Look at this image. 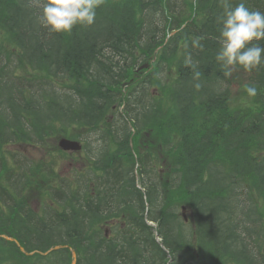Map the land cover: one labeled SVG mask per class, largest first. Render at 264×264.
I'll return each mask as SVG.
<instances>
[{"label": "trees", "instance_id": "16d2710c", "mask_svg": "<svg viewBox=\"0 0 264 264\" xmlns=\"http://www.w3.org/2000/svg\"><path fill=\"white\" fill-rule=\"evenodd\" d=\"M260 1L244 3L251 10L263 11L257 6ZM239 2L231 0L233 6ZM41 6L31 0H0V29L5 32L4 42L18 47L16 63L26 62L47 75L66 71L79 81L86 75L95 79L91 82L94 86L116 85L119 77H129L134 63L128 61L129 70L122 60L109 58L108 63V58L102 57L104 46L111 54L131 58L139 55L137 51L151 54L162 43L155 28L143 25L152 21L161 0H103L92 26L77 25L69 33L44 27ZM222 10L220 0L199 1L202 34L207 36L203 50L195 56L194 67L188 70L190 66L183 64L172 88L170 115L163 114L164 121H159L160 143L166 149L169 167L163 177L167 188L161 203L155 187L147 184L148 197L158 209L156 216L173 257L171 264H264V63L254 68L248 79L258 89L251 104L230 106L228 88L223 87L229 76L216 60L220 48L217 18ZM144 34L148 40L142 44ZM4 67L0 66V72ZM22 94L19 98L17 92L10 103L17 128L15 141L48 145L49 139L63 131L58 122L61 116L54 111L35 112L38 99ZM41 97L51 108L63 105L52 92ZM91 118L98 119L96 115ZM155 122L149 124L154 127ZM8 173L5 160L0 182L9 180ZM53 173L45 160L32 166L26 162L17 165L15 205L10 210L0 205V233L17 237L28 250L68 244L77 251V264H167V254L157 244L149 242V247L146 242L129 241L126 252H118L114 243L104 245L93 233L104 220L100 205L76 207L71 194L62 203L64 211L57 225L48 224L45 217L39 224L32 209L22 211L27 204L24 191L37 190L44 201L50 195ZM127 181L126 192L134 186L130 176ZM0 188L7 190L8 186ZM65 203L70 212L65 211ZM183 203L191 209L189 223L179 213ZM55 254L61 264H71L69 249ZM29 260L15 243L0 238V264H28Z\"/></svg>", "mask_w": 264, "mask_h": 264}, {"label": "clouds", "instance_id": "9594fccd", "mask_svg": "<svg viewBox=\"0 0 264 264\" xmlns=\"http://www.w3.org/2000/svg\"><path fill=\"white\" fill-rule=\"evenodd\" d=\"M102 3L103 0H43L40 22L55 33H69L77 25L92 26ZM220 3L223 10L217 18L220 48L216 60L225 76H230L236 65L252 71L264 63V12L249 9L244 0L234 6L231 0ZM193 46H200L198 39ZM185 64L192 66L190 55ZM195 75L199 77L200 73ZM244 90L249 97L258 95L253 84L245 85Z\"/></svg>", "mask_w": 264, "mask_h": 264}, {"label": "rangeland", "instance_id": "374dc122", "mask_svg": "<svg viewBox=\"0 0 264 264\" xmlns=\"http://www.w3.org/2000/svg\"><path fill=\"white\" fill-rule=\"evenodd\" d=\"M235 89H238V92L240 90V85H237L235 87ZM241 95V98H245V96L243 95V93L241 92L240 93ZM26 147V150L28 151V153L32 156V158H39L42 154H44V151L42 152L41 150H39L38 148H31V147H27V146H21L19 147L20 150L23 151V148ZM55 156L51 157V160L50 162H55V160L59 159V165H58V168L57 170H64V171H68L66 174H70V169H67V164L69 162V159H66L63 157V159L61 160V157L60 155H58L57 152H54ZM75 164V163H74ZM74 164L72 166H74ZM36 195V194H35ZM31 199H33V202H34V206H38L39 203L38 201H36V197L32 195Z\"/></svg>", "mask_w": 264, "mask_h": 264}, {"label": "water", "instance_id": "95a60500", "mask_svg": "<svg viewBox=\"0 0 264 264\" xmlns=\"http://www.w3.org/2000/svg\"><path fill=\"white\" fill-rule=\"evenodd\" d=\"M60 144L64 149L77 148L78 147V145L75 142H70V141L65 140V139L61 140Z\"/></svg>", "mask_w": 264, "mask_h": 264}]
</instances>
